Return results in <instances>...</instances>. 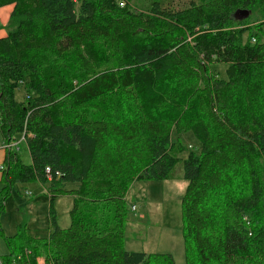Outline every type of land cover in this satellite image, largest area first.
I'll return each instance as SVG.
<instances>
[{"label":"trees","instance_id":"obj_1","mask_svg":"<svg viewBox=\"0 0 264 264\" xmlns=\"http://www.w3.org/2000/svg\"><path fill=\"white\" fill-rule=\"evenodd\" d=\"M9 3L0 128L11 140L26 127L31 164L9 160L4 178L48 184L51 230L36 239L52 242L58 264H175L125 249L124 204L133 182L169 179L180 160L185 264H264V0H0ZM174 132L199 150L182 159ZM60 195L73 197L67 228ZM109 204L106 219L94 209ZM26 249L12 253L17 264Z\"/></svg>","mask_w":264,"mask_h":264},{"label":"rangeland","instance_id":"obj_2","mask_svg":"<svg viewBox=\"0 0 264 264\" xmlns=\"http://www.w3.org/2000/svg\"><path fill=\"white\" fill-rule=\"evenodd\" d=\"M131 6L136 7L135 3H131ZM253 18L252 15L251 21H254ZM245 20L246 17L239 18V21ZM255 22H258V19ZM5 29L9 31L10 27ZM192 36L189 39H192ZM211 67L221 77L226 76V65L215 63ZM24 98L23 86L17 87L14 90V100L19 102ZM16 137L18 140L21 136ZM172 139L180 140L183 144L184 150L178 154L182 159L190 150L198 151L200 148V143L188 132H174ZM18 141H20L18 147H15L17 158L22 166L28 167L31 164V157L26 142L22 139ZM5 163L7 165L6 161ZM182 173V160H180L171 178L139 180L130 186L124 204L126 216L123 225V243L126 250L168 253L173 257L175 264H185L180 201L185 191L186 180ZM3 184L5 185V181L0 184V190ZM72 186L74 184H70V187ZM3 190L7 193L2 194L3 197L0 199V203H3L0 212V257L3 260L10 257L7 260L9 264H17L18 258L11 257L12 253H19L22 247H27V251L19 255L21 257L19 261H23L24 264H58V254L52 242L48 239H36L48 238L51 230L48 184L35 178L28 180L19 178L13 179L12 183L7 185V190L6 188ZM72 199L70 195L54 198L53 207L60 228H67L70 225ZM96 206L94 209L102 212L105 219L113 215L111 210L115 205ZM83 209H86V206ZM43 240L44 245L41 244ZM239 264H254V262L243 261Z\"/></svg>","mask_w":264,"mask_h":264},{"label":"crops","instance_id":"obj_3","mask_svg":"<svg viewBox=\"0 0 264 264\" xmlns=\"http://www.w3.org/2000/svg\"><path fill=\"white\" fill-rule=\"evenodd\" d=\"M13 6H14L13 3H9V4H5V5L0 6V38L4 37L8 33V31H6L5 28L6 27L8 28V26H9L10 14L12 12ZM10 29H11V27H10ZM0 131H1L0 166H2V168H0V184L5 181V185L3 184L4 186L2 185L3 188H2V190H0V192H2L4 188L7 189V185H8V182L4 178V175L7 174L6 170L8 171V169L11 168V166H12V164L9 163V160H11L12 163H15V161L18 159L17 158L18 155L16 154L15 148L8 149L4 146V144L8 141V139H6L5 134L1 128H0ZM5 161L7 162V165H6ZM2 163H4V164H2ZM49 199H50V197H49Z\"/></svg>","mask_w":264,"mask_h":264},{"label":"built area","instance_id":"obj_4","mask_svg":"<svg viewBox=\"0 0 264 264\" xmlns=\"http://www.w3.org/2000/svg\"><path fill=\"white\" fill-rule=\"evenodd\" d=\"M123 4H124V2L122 1L121 2V5H123ZM0 120H1V118H0ZM25 133H27L26 127L24 128V131L22 132V134L19 135L21 137L18 140L22 139V140L25 141ZM29 134L31 135V133H29ZM18 140H17V138H12L11 140H8L4 144V146L6 148H8V149L15 148L16 146L18 147V142H20ZM0 168H2V166H0ZM45 171L47 172L48 176H50V168L49 167H46ZM57 175H58V173H57Z\"/></svg>","mask_w":264,"mask_h":264},{"label":"water","instance_id":"obj_5","mask_svg":"<svg viewBox=\"0 0 264 264\" xmlns=\"http://www.w3.org/2000/svg\"><path fill=\"white\" fill-rule=\"evenodd\" d=\"M247 15H248V11L244 10V11H243V14H242L241 16L245 17V16H247Z\"/></svg>","mask_w":264,"mask_h":264},{"label":"bare ground","instance_id":"obj_6","mask_svg":"<svg viewBox=\"0 0 264 264\" xmlns=\"http://www.w3.org/2000/svg\"><path fill=\"white\" fill-rule=\"evenodd\" d=\"M249 15V14H248Z\"/></svg>","mask_w":264,"mask_h":264}]
</instances>
